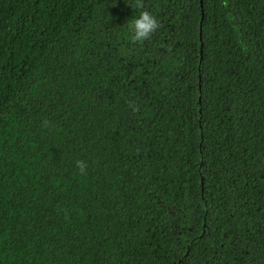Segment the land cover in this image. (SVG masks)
I'll return each mask as SVG.
<instances>
[{"label": "trees", "instance_id": "1", "mask_svg": "<svg viewBox=\"0 0 264 264\" xmlns=\"http://www.w3.org/2000/svg\"><path fill=\"white\" fill-rule=\"evenodd\" d=\"M132 3L0 0V264H264V0Z\"/></svg>", "mask_w": 264, "mask_h": 264}, {"label": "clouds", "instance_id": "2", "mask_svg": "<svg viewBox=\"0 0 264 264\" xmlns=\"http://www.w3.org/2000/svg\"><path fill=\"white\" fill-rule=\"evenodd\" d=\"M131 8L141 9V0H134V3L130 4ZM128 39L134 43H142L155 34L160 27L157 17L147 10H140L137 15L133 16L126 23ZM43 126L48 125V121H42ZM76 167L81 174L85 173L87 164L85 161H76Z\"/></svg>", "mask_w": 264, "mask_h": 264}]
</instances>
